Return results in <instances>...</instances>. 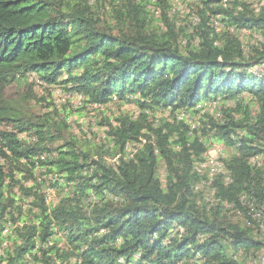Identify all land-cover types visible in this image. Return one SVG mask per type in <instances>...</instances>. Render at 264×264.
Segmentation results:
<instances>
[{"label": "trees", "instance_id": "16d2710c", "mask_svg": "<svg viewBox=\"0 0 264 264\" xmlns=\"http://www.w3.org/2000/svg\"><path fill=\"white\" fill-rule=\"evenodd\" d=\"M154 1L0 0V242L13 246L0 264H246L233 259L237 250H261L257 220L244 211L248 225L231 223L224 204L240 208L246 195L264 216V165L249 163L264 152V76L250 71L264 63V43L245 53L238 37L252 30L264 40V5L187 0L194 22L178 35L166 14L164 32L147 31ZM105 2L116 26L93 12ZM28 74L83 95L84 104L133 97L138 113L106 122L103 143L86 150L65 117L52 118L55 109L31 117L11 106L6 88ZM216 100L222 117L204 113L191 134L175 119ZM140 139L131 159L116 167L104 160ZM210 140L232 152L221 158L230 183L215 181L208 208L194 192L202 178L193 168ZM46 188L60 199L45 203ZM89 195L96 201L86 205Z\"/></svg>", "mask_w": 264, "mask_h": 264}, {"label": "rangeland", "instance_id": "374dc122", "mask_svg": "<svg viewBox=\"0 0 264 264\" xmlns=\"http://www.w3.org/2000/svg\"><path fill=\"white\" fill-rule=\"evenodd\" d=\"M154 1V0H153ZM164 3L161 4L162 7L157 6V2H153L152 4H146L147 6V31L158 29L159 32H164L166 30V26L163 22H160V17L162 14H166L168 18V24L170 27L174 28L175 33L180 34V31L183 29L185 31H189L194 22L193 9L195 8L194 4L191 1L187 0H161ZM251 3L252 8L256 6L264 5V0H246ZM160 2V1H159ZM102 6V8H100ZM118 8V6H117ZM95 16L100 20L101 25L107 26H116V20L112 8L109 7L108 2L100 3L93 9ZM244 30L239 32V39L241 44L246 47L251 44L252 41L259 42L257 38H260L259 35L255 38V32L253 35H246ZM36 78V77H35ZM38 78V77H37ZM54 88H60L57 86H37L33 80L29 77L25 81H22L17 84H13L6 88L5 97L11 104L13 108L17 111L24 113L28 116H36L41 117L46 113H50L51 110H56L57 115L52 118L59 121L61 118L65 117L66 123L68 124V132L70 135L78 139L80 146L86 150H89L91 147L95 149V147L100 146L103 142L104 134L106 133V122L114 125L116 120L123 115H136L138 113L137 106L133 100L123 101V102H112L109 103L100 109H92L89 104H82L81 106H77L74 99H70L61 105L57 106L55 104L56 98L53 95ZM63 92H67L60 88ZM244 98H246L244 96ZM50 106L48 110L47 107ZM222 105L220 104V107ZM222 109V107H221ZM223 110V109H222ZM49 111V112H48ZM163 113H156V116H162ZM209 146H212L211 150L220 149L224 155L231 154L232 150L220 144L212 143L211 140L207 143ZM62 145L61 139H58L48 145L49 149H54ZM47 156V154H45ZM54 154L50 155L53 157ZM115 156V155H114ZM114 156H105L104 160L106 163L111 164L112 158ZM263 166V165H262ZM163 174V171H160ZM36 174H42V171H36ZM161 174V176H162ZM43 177V176H42ZM41 177V178H42ZM47 191V188L45 189ZM54 194V195H53ZM51 196V201L56 202L58 198L61 197L60 190L54 192ZM87 203V198L85 199ZM28 203L25 202L23 204V208ZM87 203L86 205H88ZM227 218L229 222L233 223H245L241 218H236L232 214H228ZM60 237V236H59ZM252 238L256 242H260L262 244L261 250L258 252L251 251L248 253L244 252V257L241 260H244L246 264H258V258L264 256V234H260L257 230L253 231ZM11 240L2 238L0 242V246L4 245V251L12 250ZM63 243H59V247H62Z\"/></svg>", "mask_w": 264, "mask_h": 264}, {"label": "built area", "instance_id": "2783aa9c", "mask_svg": "<svg viewBox=\"0 0 264 264\" xmlns=\"http://www.w3.org/2000/svg\"><path fill=\"white\" fill-rule=\"evenodd\" d=\"M253 9L257 11V7L253 6ZM213 28L215 32H219L222 28V25L218 22L213 23ZM247 36L253 35L254 31L252 30H244ZM239 35V34H238ZM257 34L255 33V38ZM259 42L264 43V40L261 38H257ZM255 43L254 41L251 42ZM243 47V51L247 52V46ZM253 75L258 77L264 76V63L258 67H255L250 70ZM34 74H29V78L34 81L37 86H43L44 83L41 82ZM53 95L56 98L55 104L57 106L61 105L70 99H74L77 106H81L84 103V96L76 93V92H63L60 88H54ZM133 100V97H126L125 101ZM92 109H100L101 107L92 104L90 105ZM197 113L193 114L192 116L185 110H180L175 113V119L177 121H182L189 126V134L193 132V130L198 125V120L203 116L204 113L212 114L215 118H221L220 113V102L218 100L213 102L204 103L201 106H197L196 108ZM105 135L103 136V138ZM22 139H25L24 136H21ZM144 143V140H141L138 143H129L124 148L122 153L116 154L114 158L111 160V166L116 167L119 164L120 159H131L133 155L136 153L138 147H140ZM212 146H209L207 151L202 155V161L197 162L194 165V172L202 178L201 182L194 186V192L198 194V199L200 202L204 203L206 207L210 208L213 201L215 200V181L221 179L224 182V185H228L230 183V171L227 170L223 162H221V158L223 157V152L220 149L211 150ZM249 163L252 165L262 166L264 165V152L253 156L249 159ZM53 194L52 189H47L45 192V203H49L51 201V196ZM96 201L95 196L89 195L87 197V203L92 204ZM240 208L235 206L234 204L225 203L224 209L227 210L230 214H232L236 218H241L245 220L246 216L252 220H257L258 222V229L264 234V216L262 213L255 211L253 202L248 201V197L246 195H242L238 199ZM244 211L246 216H244ZM246 221V220H245ZM248 223V222H247ZM178 231L182 233V229L178 228ZM7 233V230L4 231V234ZM60 234L56 235V238L59 237ZM4 245L0 246V257L4 256ZM244 257L243 250H237L235 255L233 256L234 260H241ZM122 260H119L121 262ZM258 264H264V256L260 259L258 258Z\"/></svg>", "mask_w": 264, "mask_h": 264}, {"label": "clouds", "instance_id": "9594fccd", "mask_svg": "<svg viewBox=\"0 0 264 264\" xmlns=\"http://www.w3.org/2000/svg\"><path fill=\"white\" fill-rule=\"evenodd\" d=\"M36 76V75H35ZM27 77H29V74L27 75ZM37 77V76H36Z\"/></svg>", "mask_w": 264, "mask_h": 264}]
</instances>
